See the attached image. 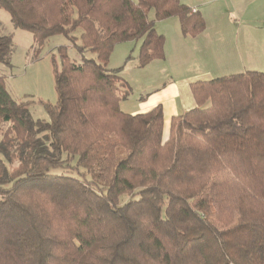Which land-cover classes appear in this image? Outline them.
Listing matches in <instances>:
<instances>
[{"label":"trees","instance_id":"1","mask_svg":"<svg viewBox=\"0 0 264 264\" xmlns=\"http://www.w3.org/2000/svg\"><path fill=\"white\" fill-rule=\"evenodd\" d=\"M0 9L37 51L57 35L70 43L58 48L50 122L33 119L0 77V264H264V73L194 83L197 107L172 119L166 139L161 106L121 109L133 91L109 63L135 41L141 68L165 59L156 23L176 18L197 37L200 12L182 0ZM12 50L13 36H0V63Z\"/></svg>","mask_w":264,"mask_h":264},{"label":"rangeland","instance_id":"2","mask_svg":"<svg viewBox=\"0 0 264 264\" xmlns=\"http://www.w3.org/2000/svg\"><path fill=\"white\" fill-rule=\"evenodd\" d=\"M204 6L208 37L202 48L212 68H224L217 77L247 71L264 73V0H220L215 6L209 3ZM150 17L154 19L153 13ZM7 35L13 36L11 64L0 63V77L5 79L11 97L27 105L33 119L50 122L49 107L55 106L59 99L56 88V71L61 69L58 48L70 46L69 40L63 35L54 36L37 51L34 36L16 28L9 13L0 9V36ZM140 46L141 41L118 45L109 63L110 69L124 71L121 76L131 88L133 85L137 88V79L145 81L147 77L143 68H137ZM70 56L77 58L73 48H70ZM131 77L137 79L131 82ZM132 98L131 94L129 100ZM6 128L7 125L0 124V141ZM47 136L49 134H44L42 138L49 141Z\"/></svg>","mask_w":264,"mask_h":264},{"label":"crops","instance_id":"3","mask_svg":"<svg viewBox=\"0 0 264 264\" xmlns=\"http://www.w3.org/2000/svg\"><path fill=\"white\" fill-rule=\"evenodd\" d=\"M182 1L192 10L200 12L207 21L205 12H202L204 5L209 3L215 6L220 0ZM156 29L166 37L165 59L154 61L143 68L147 76L145 81L131 77V82L137 79V88L132 86L133 98L129 100V97L123 101L121 109L128 114L139 115L161 106L164 111V133L167 139L172 119L197 107L192 85L199 81L219 78L217 76L224 68H212L210 62H207L208 58L204 57L206 52L202 44L208 37L207 29L197 37H186L182 34L180 22L176 18L157 22ZM137 68H140L139 62ZM121 73L125 74L124 71Z\"/></svg>","mask_w":264,"mask_h":264},{"label":"built area","instance_id":"4","mask_svg":"<svg viewBox=\"0 0 264 264\" xmlns=\"http://www.w3.org/2000/svg\"><path fill=\"white\" fill-rule=\"evenodd\" d=\"M194 12H196V10H194Z\"/></svg>","mask_w":264,"mask_h":264}]
</instances>
